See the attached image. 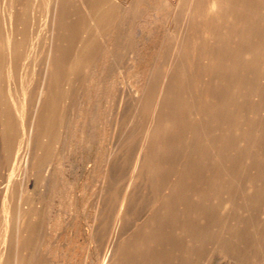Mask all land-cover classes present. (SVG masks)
Here are the masks:
<instances>
[{"label":"bare ground","instance_id":"bare-ground-1","mask_svg":"<svg viewBox=\"0 0 264 264\" xmlns=\"http://www.w3.org/2000/svg\"><path fill=\"white\" fill-rule=\"evenodd\" d=\"M17 1L18 0H2L0 2V72L2 71L3 73L5 71L6 73L4 74H7L6 78L7 76L11 77L14 67H10L9 63H15L19 60L23 48L30 51H38V49H41L44 52L43 62L45 63L44 71L43 67L41 70L43 71V74H41L43 77H41V82L39 81L40 86L36 88L35 101L30 108L31 111L29 110V114L27 113L28 115H25L28 109L24 111L25 101L21 102L22 97L17 98L13 96L15 93H9V91L11 92V87H7L9 91L6 94V98H10L9 100L13 102L14 111L10 113H1V135L5 142H2L4 146L1 145V147L6 146L8 149L7 154H12L13 149L11 150V147L16 148L15 150H17V152H15V150L13 151L16 153L15 158L9 155L12 157V161H16L19 157L22 159L21 156L26 154V157L24 156L25 160H23L24 163L22 164V168L24 172L27 173L33 168L34 170L35 168L40 170L39 167H41L47 157L50 156L51 148H53L52 145H57V143L62 140H68L70 147L77 145L92 147L93 145H97L98 161L95 168V175H98V179L101 181L102 185L94 206L93 222L89 224V234L91 241H93L92 243L95 242V244H97L96 249L98 245L101 244L102 246L101 241L105 239V252L108 251L107 256L104 254L106 257H98L100 259L97 264H191L193 262L192 260L198 257L202 247L204 245L206 246L204 243L205 239L200 237V235L202 236V234L206 232L201 233V231L209 227L212 216L214 217V214L218 211L213 204H209L208 201L212 199H221L224 196L225 198L230 196L228 199H231V201L227 200L229 201L228 203L232 202V205L229 204L231 209L227 207L231 211V215H229L231 221L228 228L229 230L227 231L229 234L226 237L223 236L225 240L222 245L225 244L230 249L238 250L239 245L244 239L243 236L247 231H251V227L254 226L256 220H261L255 218L256 215L254 212L255 206L261 205L262 207L261 201L264 200V197L262 198L263 200L261 199V194L264 193V169L261 170L259 168L263 174H257L255 172H253L255 174H251L249 172L248 175L240 173L242 174L241 176H234L236 179L234 177L235 181L232 179L234 181V186L231 183L233 189L229 191V196L226 195L225 191L214 192L210 195L204 193L199 194L198 192L196 195L197 197L199 195L197 199L200 201V204L195 205L198 203V200H196L197 203L195 202V204L193 203L194 205H192V203H190L191 201L188 203V199L190 198H188L189 196L188 194L186 195V192L189 190L187 188L188 181L194 177L193 175V177L191 176L192 170L199 167L201 165L200 163L203 161L201 160L200 163L198 162L199 160L197 161L198 157L201 158L204 155L202 151L204 153L207 147L216 149L215 147H217L218 140L222 138V136L219 137L222 135L221 130L228 128L227 131H233L236 125L238 128L241 126L234 120L238 119L237 115L236 118L234 117L233 121L231 118L233 117L231 113L234 114L233 108L235 104H239V102L237 103L238 93L236 96V93L233 91V89L236 90L237 86H234L235 88L232 89V84H230V82L234 83L233 80L238 77L235 78L237 75L233 73V69H230L227 70V77L223 76L224 80L221 78V82L218 69L224 72H226L224 68L228 69L226 66L224 67L221 62H228L230 64L231 62L233 64L235 62H237L236 64L239 62L251 63L252 51H258L257 48L260 46L259 45L257 48L254 47L252 50V41L257 24L255 21L257 20V22H259L260 19L262 20L264 18V0H43L44 6L40 11L42 21H40L39 24L41 27L38 25V28L34 21V19L37 18L34 14L35 7L33 3L35 0L32 2V5L31 0H26L25 4H22L23 8L18 6L19 3ZM21 29H23L22 32L20 31ZM19 34H21V36H19ZM261 46L264 47L263 44ZM41 50L40 52H42ZM259 53L263 52L259 51ZM259 53L257 54V60L260 59L258 56ZM262 55L264 56V54ZM115 62H136L132 65L135 78L131 83L132 98L130 103L132 102L133 109L130 108L132 104L129 106V108L134 111L132 118L137 122V125L132 129L133 134L131 133L130 135L129 133V137L133 135L132 138L136 137L135 134L137 135V142L134 148H132L133 153L129 148L131 141L135 142V140L133 139L129 141V143L127 140H123L124 135L118 136V134H116V124L119 123L118 121L120 118L119 110L124 109V105V108H120L118 104L119 110L117 111L113 108V111L116 112L111 111L113 114L109 113L110 110H108L110 96L113 94L114 90L112 87H107L108 84H104L102 77L103 73L106 72L104 71L105 68L109 65L111 67V64L114 66L113 64ZM186 62L193 63L191 64L195 69H193L194 71L197 70L194 62H205L206 69L202 66L204 68L202 70V75H206L205 77L203 76L204 81L201 80L202 83L200 81L202 75H200L201 78H199V80L197 79L201 84L194 85L197 84L194 83L193 86L192 83L190 84L192 79L189 80L188 74H191V76L194 75L193 77L195 78V74L198 72H194L193 74L191 64L187 65L188 63ZM218 63H221L220 66L222 67L219 68ZM236 64H234L235 66L231 65L236 67L238 66ZM199 65L197 66L199 67ZM244 66H247V64ZM188 68L191 71H188ZM204 70L206 71L205 73ZM234 70L235 72L238 71L237 69ZM255 70L257 71V69ZM241 71L242 70L238 72ZM244 72L243 74H245V76L246 73H249V71L246 73ZM104 76L106 77V75ZM81 78L85 79V84L82 87V94H79L82 97L81 100H79L78 110H75L77 113L74 111L76 115L72 119L69 130L68 127L65 128L64 111H66L67 101L74 89H81L80 84H77L79 88L75 87L77 86L76 83H78L77 80ZM23 79L22 77V80ZM241 79L242 77H240L238 81H241ZM195 80H193V82H195ZM248 80L250 81V79ZM244 81L247 82L246 79L240 82H243V86L244 83H246ZM26 83H29V81H26ZM33 83L36 84L35 81ZM221 83H225L227 87L223 88ZM16 84H14V86H19ZM235 84L236 83H234V85ZM28 85H30V83L24 86ZM253 86L254 85H251V88ZM261 88L264 89L262 86H258V89L255 90L258 91L260 89L262 91ZM25 91H27V88ZM248 91L246 90L247 93ZM250 92L249 93L252 94V89ZM240 93L242 94L243 92ZM8 94L10 97H8ZM253 95H255V92ZM253 95L250 96L252 97ZM23 97L25 100L26 97ZM77 97L79 96H76V98ZM240 97H242V101L245 99L243 95ZM247 97H249V95ZM28 99L27 97L26 100ZM101 102H105L104 107L100 105ZM244 102H242L240 106H243ZM101 104L103 105V103ZM121 104L123 103L120 102V105ZM263 104L264 101L262 102V105ZM70 106V108L73 109V105ZM3 107L6 108L5 106ZM118 107L116 109H118ZM262 107L264 108V106ZM242 111L238 110V112L241 113ZM128 113L129 112L126 111L125 114L131 116V114ZM263 114L264 112L262 115ZM125 117L126 116H123L122 118ZM111 118L114 126L111 125L113 127H109ZM128 118L131 119V117ZM189 119H192V122L189 123ZM239 119L237 121H239ZM127 120L129 121V119ZM131 121L133 122L134 120L132 119ZM231 121H235L236 125L232 123L233 126L235 125L234 127L230 124ZM258 122L259 125H261V122ZM122 123L126 124L125 121ZM241 123L240 121V124ZM228 124L233 127L231 128L232 130L229 129L230 125ZM128 125L130 124H127V126ZM227 125L228 127H226ZM246 126L245 123L243 128ZM235 129L237 128L235 127ZM118 130H120V125ZM242 131L243 137V135L246 134H243ZM226 132L223 133V137L225 138L222 140L225 142L226 137H229L227 141L229 144H232L233 140L230 143V136L226 134ZM259 132H256L257 134L254 136L256 137V135H259L258 138L260 139L261 133ZM261 132L264 131L262 130ZM238 133L240 134V128L237 130L236 134ZM261 137L264 138V136ZM233 139L235 140V137H233ZM246 139L243 141H246ZM249 139L252 141V138ZM14 140H16V142H14ZM106 140H109V142H106ZM236 141L235 143L239 145V141ZM261 141L260 139L258 142ZM22 144L25 145L23 149L25 147L26 153H23L25 151L20 149ZM246 144L247 142L245 146ZM228 146L225 145L221 148L225 147L226 149V147L230 148L232 146L230 150H234L233 145H230V147ZM203 147L205 148L204 150ZM246 147L247 149L245 151L248 152L249 146ZM250 148L252 147L250 146ZM19 150L23 153L21 156H18L19 152L21 153ZM60 152V154H56L62 157V151ZM127 152H131L132 157L127 164L128 172L125 176L123 175L124 178L122 179L121 172L124 170L123 165L125 164ZM249 152H252L251 149ZM261 152H264V150ZM208 153L212 154L210 151ZM4 157L6 158V156ZM227 157L229 158V155ZM208 158H210V156H208ZM226 158L224 159L223 157L224 161ZM173 159L177 161L175 169L172 168L171 165ZM19 161L20 160L17 162L19 163ZM195 161H197L196 164L198 163L200 165H196ZM261 161L262 160H260V162ZM209 163H211V160ZM215 163L218 166L217 161ZM47 164L48 163H46V165ZM13 166H15V164H13ZM205 166L207 167V165ZM215 167L213 169L216 170H214V172L217 174L219 170ZM253 167L255 166H251V168ZM13 168L17 169L15 167ZM9 169L10 167L8 171ZM213 169H208V171L213 172ZM220 169H222L221 166ZM251 170L254 171L255 168ZM20 172L21 171L18 173ZM194 173L198 178V174L201 172H198L197 175L196 172ZM10 175L16 177V173H11ZM19 175H17V177H19ZM211 175L215 176L214 174ZM20 177H22V175H20ZM200 177L202 176L200 175ZM206 177H209V174ZM201 180H203V178H201ZM201 180L198 178L199 183H201ZM14 181H11V183L13 182L15 186ZM9 183L10 182L7 184ZM20 184L23 185V183ZM195 184H193V187H195ZM206 184L205 182V185ZM16 186L21 187V185ZM208 186L210 187L211 185ZM8 187L9 186H7V189ZM59 187L57 189H59ZM217 187L218 185L215 188L218 189ZM155 188H157L158 193ZM9 189L6 195L9 194ZM52 189L50 188V190ZM190 189L192 188L190 187ZM153 190L156 191L157 196L154 197V200L150 199L152 202L147 203L149 207L147 205L148 208L146 207V210L142 209L144 212H141V208H138L139 205L136 207V204L142 202V197L143 200L146 201L144 197L147 196L148 192H154ZM209 190L212 189L209 188ZM192 191L193 190H191V192ZM13 192L14 191H11V194ZM17 192L23 193L21 191ZM65 193L66 192H64V194ZM150 193L148 194L149 196H151ZM22 195L20 194V197ZM9 197L11 199L12 196ZM152 197L153 196H151V198ZM259 197L260 199H258ZM69 199H67V201ZM206 199L209 200L206 201ZM257 200H260V202H258L260 203L259 205H257L258 203L256 204ZM10 202L7 204H10ZM71 202L73 203L74 200L72 199ZM71 202L70 204H72ZM114 202L115 204L113 205L112 203ZM5 203L4 201V204ZM140 205L142 204L140 203ZM33 206L30 205L31 208ZM226 206L224 207L226 208ZM111 208H113L112 211ZM225 208L222 209L224 212ZM3 209V213L0 210L3 215V221H0L2 223H0V228H2L1 230L3 233L0 232L2 233L1 239L3 238L4 245L0 248V264H32L36 259V262L39 260L38 256L40 254L43 258L44 254H47V252L48 254H52L50 251H55L53 247L51 248L50 244L44 243L47 240L38 243V241L41 240V238H39L40 230L43 229L42 226L46 223L44 222L46 218L40 214L42 210L39 212L36 211L35 208L33 210L29 208L23 213L21 209H18L17 214L12 217L9 215V209H6V207ZM16 209L17 207L15 210ZM222 210L220 209L219 211ZM110 212L114 214L112 213V215ZM12 213L14 214V212ZM109 215L112 216V223L110 224L112 227L110 229L109 226V230L107 229L108 232H106V228H108V225L106 226V220L111 217ZM216 215H218V213ZM132 221L134 224L132 229H124L123 225L127 222L131 224ZM47 223L48 228L53 230L57 227L59 222L47 221ZM120 227L122 230H120ZM263 228L262 226V228L259 229L263 230ZM198 233H200L199 236ZM248 234L250 233L248 232ZM215 241L216 244L217 242L221 244L223 240L217 241L216 239ZM105 243L103 242V244ZM225 245L223 248L226 247ZM205 246L203 250L206 248ZM68 250L66 252L64 250L65 254L60 251L63 253V255L60 254L62 260H68L69 262L66 261L68 264L87 263L88 250L87 254L85 253V257L83 256L84 259L81 260L77 257L76 251ZM242 251H240L241 253L239 251V253L236 252L237 254H235L234 258L239 264L248 259V256L246 257L247 254L245 255L244 252L242 254ZM55 253L53 254L55 255ZM202 255H204V253H202ZM42 258L38 261L39 264H52L49 258L47 259L44 257L46 260H42ZM55 258L52 260L54 261ZM65 261H63V263H65ZM198 261L202 262L201 259ZM193 263L198 264L197 260ZM53 264H57V262H53Z\"/></svg>","mask_w":264,"mask_h":264},{"label":"rangeland","instance_id":"rangeland-1","mask_svg":"<svg viewBox=\"0 0 264 264\" xmlns=\"http://www.w3.org/2000/svg\"><path fill=\"white\" fill-rule=\"evenodd\" d=\"M2 1V0H1ZM0 1V2H1ZM23 1V2H22ZM25 1L26 0H18L17 2L19 3L18 4V6H20V8H23V5L25 4ZM34 0H31V5H32V2H33ZM20 2H22V3H20ZM24 3V4H23ZM23 4V5H22ZM34 7H35V10H34V14L36 15V17L38 18H35L34 19V21H35V25L37 26V28H38V25L40 24V21H42L41 19H42V16H40V11H41V9H43V6H44V3H43V0H35L34 1ZM30 15V14H29ZM41 17V18H40ZM40 19V20H39ZM39 22V23H38ZM257 24H256V31H255V34H254V36H253V41H252V50L254 49V47H258L259 45L261 46L262 44L264 45V18L261 20H259V22H257V20L255 21ZM40 27H41V25H39ZM39 27V28H40ZM137 29H138V27H137ZM257 29H258V31H257ZM21 32L23 31V29H21L20 30ZM261 31V32H260ZM22 34V33H21ZM21 34H19V36H21ZM261 35V36H259V35ZM263 37V38H262ZM262 42V44H261V42ZM256 46H255V45ZM260 46L258 47L259 49H261L263 46H261V48H260ZM255 48V49H256ZM257 48V50L258 51H255V50H253V51H255V52H253L252 51V54L253 55H255V56H253L252 55V58H251V63L250 62H239L238 64H236L237 62H235L234 64H236V65H238V66H236V67H234L235 65L231 62V64L232 65H234V66H232L230 63H228V62H221L222 63V65L225 67H227L228 69H226V68H224V70H226V72H224V71H220V69H218V72L221 74H219V78H220V80H221V78H223V76H225V77H227V75L228 74H226L227 73V70H230V69H233V73L235 74V75H237L235 78H237V79H234L233 81H234V83H236L235 85H234V83L233 82H230V84H232V89L233 88H235L236 86H237V88H236V90L235 89H233V91L236 93V96H237V93H238V101H237V103L239 102V104H235V106H234V108H233V111H234V114L233 113H231L232 115H233V117H231L232 118V121H233V119H234V117L236 118V115H237V118L239 119V121H237L236 119H234L235 121H236V123L237 124H239V125H241V126H239V128H240V134L238 133V134H236V132H237V130L239 129L238 127H237V125H236V123H235V121L234 122H232L231 121V125H232V123L233 124H235L234 126L237 128V129H235V127H234V129H233V131H227V129L228 128H225L224 130H221V133H222V135H220L219 137H221L222 136V138H220L219 140H218V144H217V147H215L216 149H210V148H204L203 147V150L205 149V152L203 153V151H202V154H204L201 158H197V161L200 163L201 162V160H203L200 164H196V162L197 161H195V164L196 165H200V166H202V167H196V168H194L193 170H192V174H191V176L193 177V179L191 178V180H189L188 182V184H187V188L189 189H187L188 191V193L186 192V195L188 194V198H190V199H188L189 201H188V203L190 202V203H192V205H194L195 204V202H196V200H198L197 198L199 197V195H198V197H197V195L196 194H198V192H199V194L201 193V194H212V193H214V192H222V191H225L226 192V195L227 196H229V194H230V192L229 191H231L232 189H233V186H234V178L236 179V177H238V176H241L242 174H246V175H248L249 174V172L251 173V174H255V173H259V174H263V172L261 171L262 169H264V155H263V153L264 152H261V151H263L264 150V148H263V144H264V142H263V140H264V138L263 137H261V136H264V132H261L262 130L264 131V125H262V124H264V114L262 115V113L264 112V108L262 107V106H264V104L262 105V102L264 101L263 99H264V89H262V91L259 89L258 91L257 90H255V89H258V86H262L263 88H264V83H262V82H264V77H263V75H264V58H262V57H264L262 54H264V47L261 49V50H259ZM27 50L28 49H22L21 50V53H20V56L21 57H19V60L17 61V62H13V63H9L10 64V67H14V70L12 71V74H11V77H8L7 76V78H6V75L7 74H4V73H6L5 71L2 73V71L0 72V91H1V93H0V110H1V112H0V125L2 126V121H1V113L2 112H13L14 111V104H13V102L11 101V100H9L10 98H6V94H7V92L9 91V88H7L8 86H10L11 87V92L9 91V93H15V94H13V96H16L17 98H21L22 97V99H21V102H24V111L25 110H27V112H25V115H28L29 114V112L31 111L30 110V108L33 106L32 104H33V102L35 101L34 100V98H35V96H36V92H37V89L36 88H38V86H40V82H41V77H43V75H41V74H43V71H44V63L45 62H43V54H44V52L42 53V52H40V50L38 49V51L36 50H32V51H30V50H28V52H27ZM259 51L261 52H263V53H259ZM38 52V53H37ZM23 53H24V55H23ZM259 53V57H260V59L259 60H257V54ZM42 54V55H41ZM27 55V56H26ZM29 55H30V57H29ZM31 56H32V59H34V60H32L31 59ZM262 56V57H261ZM34 57V58H33ZM23 58V59H22ZM256 58V59H255ZM25 59V60H24ZM27 59H28V61H27ZM36 59H38V60H36ZM263 59V60H262ZM21 60H22V62H21ZM257 60V61H256ZM25 61V62H24ZM33 61V62H32ZM116 63V64H115ZM113 65L114 66H112V64H111V67H110V65L107 67V68H105V70L104 71H106L105 73H103V82H104V84L105 85H107V87H112V89L114 90V92H113V94H111V96H110V101H109V108H108V110H110L109 111V113H112L113 114V112H115V111H117V110H119V107H118V104H119V106H120V108L121 107H123V105H124V109H125V111H124V109H120L121 110V112H120V110H119V123L118 124H116V127L119 129V125H120V130H118L117 128H116V134H118V136H122V135H124V137H123V140H127L128 142L129 141H131V140H135V142L134 141H131V143H130V151L133 153V149L132 148H134V146H135V143L137 142V135L135 134V138H132V136L131 137H129V133H130V135H131V133L133 132V130L132 129H134V127H135V125H137V122L135 121V119L134 118H132V116L134 115V111L132 110L133 109V104H132V102L130 103V101H131V96H132V81H133V79L135 78V72H134V70L132 69V65H133V63H136V62H115ZM186 63H188V62H186ZM192 62H189L187 65H190ZM196 63V64H195ZM221 63L219 64V68L220 67H222V66H220L221 65ZM193 64V63H192ZM192 64H191V66H192ZM200 64V65H199ZM226 64V65H225ZM247 64V66H244V65H246ZM249 64V65H248ZM12 65V66H11ZM37 65V66H36ZM194 65H195V68L197 69L196 71H194L195 69H194V67L192 68L191 66H188V67H191V69H192V72H193V74H194V72L196 73V72H198V73H196L195 74V78L193 77V76H191V74L189 75L188 74V78H189V80L190 79H192L191 81H190V84L192 83V86H193V84L194 83H197V84H194V85H199V84H201L202 83V81H204V77L206 76V75H202V70L206 67V65H205V62H194ZM197 65H199V67L197 66ZM16 66V67H15ZM200 66H201V68H200ZM202 66H204V68L202 67ZM240 66V67H239ZM245 68H244V67ZM254 66V67H253ZM27 67V68H26ZM42 67H43V71H41L42 70ZM258 67V68H257ZM23 68V69H22ZM119 68V69H118ZM241 68V69H240ZM107 69V70H106ZM194 69V70H193ZM201 69V70H200ZM206 69V68H205ZM234 69H237L238 71H240V70H242L241 72H235V70ZM255 69H257V71L255 70ZM222 70V69H221ZM15 71V72H14ZM32 71V72H31ZM41 71V72H40ZM115 71V72H114ZM188 71H191L189 68H188ZM245 71V72H244ZM249 71V73H246V72H248ZM36 72V73H35ZM119 72H120V74H119ZM192 72H190V73H192ZM206 71L204 70V73H205ZM243 72L244 73H246V76H245V74H243ZM256 73V74H255ZM5 76V78H4V76ZM37 74V75H36ZM114 74V75H113ZM104 75H106V77L104 76ZM198 75V76H197ZM200 75H202V78L200 77ZM239 75V76H238ZM241 75V76H240ZM28 76V77H27ZM36 76V77H35ZM107 76H109V77H107ZM204 76V77H203ZM244 76V77H243ZM22 77L25 79H23L24 80V82H23V80H22ZM192 77V78H191ZM198 77V78H197ZM240 77H242V79L244 78V79H246L247 80V82L246 81H244V82H246V83H244V86H243V82L242 83H240L241 81H243L242 79H241V81H238L239 79H240ZM262 77V78H261ZM16 78H17V80H16ZM35 78V79H34ZM85 78V77H84ZM84 78H81V79H78L77 80V82L78 83H76V85L77 84H80V86H81V89L78 87L79 85H77V86H75V87H78L79 89H74V91L72 92V95L71 96H73V97H71L70 96V98L68 99V101H67V105H66V108H65V110L66 111H64V123H65V125H66V127L65 128H69V130H70V127H71V124H72V119H73V117H75V115H76V111L75 110H78V106H79V100H81V95H79V94H82L81 92L83 91V85L85 84L84 83ZM105 78H106V80H108V81H106L105 80ZM108 78H110V79H108ZM120 78V79H119ZM127 78V79H126ZM129 78V79H128ZM199 78H201L200 79V81H201V83H200V81H198L199 80ZM3 79V80H2ZM40 79V80H39ZM82 79H83V81H82ZM197 81H196V80ZM248 79H250V81L248 80ZM21 80H22V82H21ZM127 80V81H126ZM193 80H195V82H193ZM222 80H224V78L222 79ZM222 80H221V82H222ZM3 81V82H2ZM17 81H18V83H17ZM26 81L28 82L29 81V83H30V85H28V86H24V85H26V84H29V83H26ZM36 82V84L35 83H33V82ZM40 81V82H39ZM130 81V82H129ZM236 81V82H235ZM248 81H249V83H248ZM38 82H39V84H38ZM6 83V84H5ZM17 83V84H16ZM110 83V84H109ZM113 83V84H112ZM121 83V84H120ZM129 83H130V85H129ZM251 83V84H250ZM5 84V85H4ZM12 84V85H11ZM14 84H16V85H19V86H14ZM22 84V85H21ZM24 84V85H23ZM34 84V85H33ZM223 84H225V83H223ZM222 83H221V85H222V87L223 88H225V87H227L226 86V84L225 85H223ZM242 84V85H241ZM247 84V85H246ZM3 85H4V87H3ZM114 85V86H113ZM245 85H246V87H245ZM251 85H254L252 88H251ZM23 86H24V88L26 87L27 88V91H25L26 90V88L24 89L23 88ZM230 86V85H229ZM235 86V87H234ZM241 88H243V89H241ZM250 86V87H249ZM257 86V87H256ZM4 88V89H3ZM15 88V89H14ZM22 88V89H21ZM240 88V89H239ZM14 89V90H13ZM19 89V90H18ZM36 89V90H35ZM241 90V91H239V90ZM251 89H252V94H250L251 92ZM112 90V91H113ZM246 90L248 91V90H250V91H248V93L246 92ZM3 91V92H2ZM15 91V92H14ZM22 91V92H21ZM239 91V92H238ZM262 93H261V92ZM5 92V93H4ZM20 92V93H19ZM240 92H243L242 94L240 93ZM246 92V93H245ZM255 92V95H253V93ZM260 92V93H259ZM16 93H17V95H16ZM26 94V95H24V94ZM245 93V94H244ZM22 94H23V96H25L26 98H25V100H24V97L22 96ZM249 95V97H247L248 95ZM257 94V95H256ZM261 94V95H260ZM20 95V96H19ZM32 95V96H31ZM244 96L243 98H245L244 100H245V102H244V100L242 101V97H240V96ZM250 95H253L252 97H254V98H252ZM76 96H79V97H77L76 98ZM260 96H262V97H260ZM8 97H10V95L8 94ZM27 97L29 98L28 100H26L27 99ZM122 97H123V99H122ZM76 98V99H75ZM121 98V99H120ZM241 98V99H240ZM32 99V100H31ZM261 99V100H260ZM3 102H2V101ZM9 100V101H8ZM75 100H78V101H75ZM118 100H121V101H118ZM123 100V101H122ZM73 101V102H72ZM29 102V103H28ZM32 102V103H31ZM120 102L121 103H123V104H121L120 105ZM242 102H244L243 103V106H240L241 104H242ZM3 103V104H2ZM5 103V104H4ZM101 103H103V105L101 104ZM100 103V105L102 106V107H104L105 105H104V103L105 102H101ZM28 104V105H27ZM132 104V106H130ZM260 104V105H259ZM70 105H73L72 106V108L74 109H71L70 107ZM115 105H117V106H115ZM262 105V106H261ZM3 106H5L6 108H4ZM129 106H130V108H132V109H130L129 108ZM240 106V107H239ZM118 107V109H116ZM238 107V108H237ZM245 107V108H244ZM113 108L115 109V111H113ZM72 111H71V110ZM30 110V111H29ZM238 110H243L242 111V113L241 112H238ZM262 110H263V112H262ZM74 111L76 112V113H74ZM111 111H113V112H111ZM124 111V112H123ZM126 111H128L130 114H131V116L129 115H126L125 113H126ZM131 111V112H130ZM236 111H237V113H236ZM245 111V112H244ZM123 112V113H122ZM132 112H133V114H132ZM244 112V113H243ZM28 113V114H27ZM116 113V112H115ZM128 113V114H129ZM236 113V114H235ZM241 113V114H240ZM122 114H123V116H126L125 118H127V119H129V121L127 120V119H125V118H122L123 116H122ZM125 114V115H124ZM231 115V116H232ZM235 115V116H234ZM112 116V115H111ZM128 117H131V119L130 118H128ZM263 117V118H262ZM110 118V117H109ZM122 118V119H121ZM191 118V117H190ZM243 118V119H242ZM244 118H245V121H244ZM256 118H257V120H256ZM125 119V120H124ZM134 120L133 122L131 121V120ZM122 120V121H121ZM190 120V119H189ZM247 120H250V121H247ZM263 120V121H262ZM126 122V124L125 123H122V122ZM240 121L243 123H241L240 124ZM251 121H252V123H254V124H252L251 123ZM258 121H260L261 122V125H259V122ZM135 122V123H134ZM190 122H192V119L189 121V123ZM245 123H246V127L248 128H243L244 126H245ZM258 123V124H257ZM113 125V123H112V118H111V120H110V123H109V127H113L112 125ZM127 124H130V125H128L127 126ZM230 124H228V125H230ZM118 125V126H117ZM122 125V126H121ZM228 125L226 126V127H228ZM230 125V126H231ZM250 125H252V126H250ZM1 126H0V143H5L4 142V139H3V137H2V135H1ZM130 126V127H129ZM229 126V129H231V128H233L232 126L230 127ZM250 126V127H249ZM241 127H242V129H241ZM127 128V129H126ZM244 129V130H243ZM250 130V131H247V130ZM127 130V131H126ZM232 130V129H231ZM235 130V131H234ZM243 130V131H242ZM258 133L259 131V133H261L260 134V139L262 140L261 142L263 143H261V142H258V141H260V139L258 138V136L259 135H256V137L254 136L255 134H257L255 131ZM257 130H259V131H257ZM120 131V132H119ZM128 131H130V132H128ZM227 131V132H226ZM241 131L243 132V134H246V135H243V137H242V133H241ZM246 131V132H245ZM252 131V132H251ZM255 132V134H254V132ZM224 132H226V134H228L229 136H230V139H229V141H230V143H231V141H232V144H229L228 143V138L229 137H226V141L224 142V140H222V139H224L225 137H223V133ZM232 132H234V133H232ZM120 133H121V135H120ZM123 133V134H122ZM133 134V133H132ZM263 134V135H262ZM228 135H226V136H228ZM241 135V136H240ZM247 136H250V137H247V139H246V137ZM233 137H235V140L233 139ZM245 137V138H244ZM249 138H252V141H250L251 139H249ZM244 139H246V141H243ZM259 139V140H258ZM237 140V141H236ZM223 141V142H222ZM235 141L236 142H238L239 141V145L237 144V143H235ZM254 141H256V142H254ZM14 142H16V140H14ZM106 142H109V140H106ZM132 142H133V144H132ZM247 142V144H246V146H249L248 147V149L249 150H247L248 152H246L245 150L247 149V147L245 146V143ZM258 142V143H257ZM0 144V210L2 211H4V207H6V209H9L10 211H8L9 212V215L10 216H14L15 214H17V210L18 209H21L22 210V212L23 213H25L29 208H30V210H33L34 208L36 209V211H41L42 210V212H40V214L44 217V218H46L45 220H44V222H46V223H44L43 224V226H42V228L43 229H41L40 230V233H39V238H41V240H39L38 241V243L40 242H44V240H47V241H45L44 243H48V244H50V246H51V248L53 247V249H55V251H50V252H52V254H48V252H47V254H44V256H43V258L41 257L42 255L40 254L38 257H39V260L42 258V260H44L45 258H49V260H50V263H52L53 264V262L54 263H56L57 262V264H68L66 261H68V260H62V256L61 255H63V253L65 254V252L69 249V250H72V251H76V254H77V257L78 258H80V260L81 259H84V257H85V253L87 254V250H88V258H87V263L86 264H97V262H98V260L100 259V258H103V257H106L107 255H108V251L107 252H105V250H106V243H105V239H103V241H101V243H102V246H101V244L100 245H98L97 246V249H96V245L97 244H95V242L94 243H92L93 241H91V238H90V234H89V224L90 223H92L93 222V211H94V206H95V202H96V200H97V198H98V195L100 194V188H101V181L98 179L99 177H98V175L96 174L95 175V168H96V165H97V161H98V156H97V154H98V148H97V145H93L92 147H83V146H80V145H77V146H72V147H70V144H69V141L68 140H66V141H60V142H58L57 143V145H55V144H53L52 145V147L53 148H51V153L49 154L50 156H48L47 157V159L45 160V162H44V164L41 166V167H39L40 168V170L38 169V168H35V170H34V168L33 169H30L27 173H25L24 172V170H23V168H22V164L24 163V161L23 160H25V157H26V154L25 155H22L23 153H26V149H25V147H24V149H23V146H25L24 144H22V147L20 148V149H22V151H25V152H23L22 153V151L21 150H19V151H21V153L19 152V155L18 156H25L24 158L21 156V158L22 159H20V157L18 158V159H16V161L15 160H13L12 161V157H14L15 158V156H16V153L15 152H17V150H15L16 148H14V147H11L10 149L12 150V154L11 153H8L7 154V152H8V149L6 148V146L5 147H3L4 146V144ZM227 143V144H226ZM249 143H250V145H249ZM257 143V144H256ZM260 143V144H259ZM133 146H132V145ZM221 144H222V146H221ZM224 144V145H223ZM236 146H235V145ZM258 144H259V146H258ZM1 145H3L2 147H1ZM12 145H15V144H12ZM228 146V147H230V145H233V149L235 150V152H234V150H230V148L232 149V146L230 147V148H227L226 147V149H225V147L224 148H221V147H223V146ZM243 146H245V147H243ZM250 146L254 149H252V148H250ZM262 146V147H261ZM55 147V148H54ZM82 147V148H81ZM219 147V148H218ZM259 147H261V148H263V149H261V148H259ZM75 148V149H74ZM217 148H218V150H217ZM240 148V149H239ZM245 148V149H244ZM70 149V150H69ZM210 152H212V154H210V153H208L209 151ZM220 149H222L223 151H224V153H223V151L222 150H220ZM230 151H229V150ZM250 149H251V151L252 152H249L250 151ZM15 150V152H13ZM53 150V151H52ZM62 151V157H61V155H59L61 152L60 151ZM208 152H207V151ZM64 151V152H63ZM68 151V152H67ZM215 151H216V153H215ZM227 151V152H226ZM231 151H233V152H231ZM1 152H2V154L4 155V156H6V158L1 154ZM60 152V153H59ZM129 153V152H127V155H126V160H125V164L123 165V171L121 172V174H122V179L124 178L123 177V175L125 176L126 174H127V169H128V166H127V164H128V162H130V158L132 157V153ZM220 152V153H219ZM255 152V153H254ZM56 153H59L58 155L56 154ZM219 153V154H218ZM222 153V154H221ZM236 155H235V154ZM242 153V154H241ZM254 153V154H253ZM14 154V155H13ZM213 154H215V155H213ZM239 154V155H238ZM8 155V156H7ZM9 155H11V156H9ZM64 155V156H63ZM81 155V156H80ZM212 155V156H211ZM229 155V158L227 157ZM261 155V156H260ZM58 156V157H57ZM208 156H210V158H208ZM227 158H226V157ZM240 156V157H239ZM242 156V157H241ZM258 156H260V157H258ZM10 157V158H9ZM56 157V158H55ZM66 157V158H65ZM204 157V158H203ZM223 157H224V159L226 158V160L224 161V159H223ZM230 157H232V158H230ZM234 157V158H233ZM238 157H239V159H238ZM75 158V159H74ZM219 158H221V159H219ZM11 159V160H10ZM48 159H49V162H48ZM52 161H51V160ZM53 159H54V162H53ZM60 159V160H59ZM216 160L217 161V164H218V166L216 165V161H214V160ZM232 159V160H231ZM252 159H254V160H252ZM18 160H20L19 161V163L17 162ZM211 160V163H212V160H213V163L211 164V163H209V161ZM218 160H220V161H218ZM236 160V161H235ZM259 160V161H258ZM260 160H262L261 162H260ZM11 161V162H10ZM23 161V162H22ZM47 161V162H46ZM175 161V162H174ZM208 161V162H207ZM228 161H232V162H228ZM238 161V162H237ZM53 162V163H52ZM63 162V163H62ZM221 164H224V165H221ZM235 163V165H234V163ZM254 162V163H253ZM258 162V163H257ZM261 164H260V163ZM11 163H13V164H15V166H13V164H11ZM18 163V164H17ZM46 163H48L47 165H46ZM171 165H172V168H174L175 169V167L177 166V161L175 160V159H173L172 161H171ZM215 163V164H214ZM232 163V164H231ZM254 165H253V164ZM5 164H6V166L8 167H10V169H11V172H10V169H9V171H8V168L5 166ZM11 164V165H10ZM16 164H17V167H16ZM65 164V165H64ZM220 164V165H219ZM227 164V165H226ZM46 165V166H45ZM195 165V166H196ZM205 165H207V167L205 166ZM215 165H216V167H215ZM233 165V166H232ZM263 166V167H261V166ZM70 166V167H69ZM205 166V167H204ZM220 166L222 167V169H220ZM251 166H255V167H253V168H251ZM257 166H259V167H257ZM13 167H15V168H17V169H14ZM44 167V168H43ZM67 167V168H66ZM92 167H94V168H92ZM218 168L217 170H219V171H217V174L214 172V170L215 169H213V168ZM21 168V169H20ZM48 168V169H47ZM209 170H212L213 169V172H211V171H208V169ZM255 168V170L254 171H252L251 169H254ZM258 168V169H257ZM261 170H260V169ZM5 169V170H4ZM38 169V170H37ZM60 169V170H59ZM203 169V170H202ZM233 169V170H232ZM2 170V171H1ZM48 170V171H47ZM251 170V171H250ZM14 173H13V172ZM19 171H21L20 173H22V174H20V173H18ZM46 171V172H45ZM50 171V172H49ZM60 171H62V172H60ZM125 171V172H124ZM204 171V172H203ZM216 171V170H215ZM264 171V170H263ZM38 172V173H37ZM59 172H60V174H59ZM194 172H196V175L198 174V172L200 173V174H198V178L201 180V178H203V180H201V183H199V181H198V178H197V176H195V173ZM219 172V173H218ZM246 172V173H245ZM253 172H255V173H253ZM15 174L16 173V177H14V175H10V174ZM26 174V175H24V174ZM204 173H205V175H204ZM207 173V174H206ZM240 173H242V174H240ZM22 175V177H20V175ZM61 174H64V175H61ZM203 174V175H202ZM208 174H209V177H206V176H208ZM211 174H214L215 176H212ZM17 175H19V177H17ZM46 175V176H45ZM49 175V176H48ZM91 175H92V177H91ZM200 175L202 176V177H200ZM264 175V174H263ZM3 176V177H2ZM13 177V179H12V177ZM23 176H24V178H23ZM51 176V177H50ZM53 176V177H52ZM190 176V177H191ZM218 176V177H217ZM234 176H236V177H234ZM244 176V175H243ZM64 177V178H63ZM95 177V178H94ZM234 177V178H233ZM9 178V179H8ZM23 178V179H22ZM62 178V179H61ZM70 178V179H69ZM94 178V179H93ZM197 178V179H196ZM34 179V180H33ZM41 179V180H40ZM97 179V180H96ZM234 181H233V180ZM3 180V181H2ZM10 180V181H9ZM15 180V181H14ZM18 180V181H17ZM25 180H26V182H25ZM53 180H55V181H53ZM196 180V181H195ZM2 181V182H1ZM11 181H14V183H15V186H14V184H13V182L11 183ZM63 181V182H62ZM69 181H70V183H69ZM72 181V182H71ZM207 183L206 185L208 186V185H211L210 187L208 186H206L205 185V182ZM220 181V182H219ZM233 181V182H232ZM8 182H10L9 184L11 185H9V184H7ZM26 184H25V183ZM52 182H54V183H52ZM57 182V183H56ZM195 182H196V184H195ZM222 182V183H221ZM4 183V184H3ZM20 183H23V185L22 184H20ZM40 183V184H39ZM55 183H56V185H55ZM192 183V184H191ZM204 184V187H203V184ZM233 184V186H231L232 184ZM38 184V185H37ZM49 184V185H48ZM60 185V187H59V185ZM71 186H70V185ZM193 184H195L194 186L195 187H193ZM16 185H21V187H24V188H21L20 186H16ZM52 185V186H51ZM58 185V186H57ZM218 185V189H216L215 187ZM7 186H9L8 187V189H9V194H7L6 195V193H8V189H7ZM30 186H32V187H30ZM46 186V187H45ZM55 186V187H54ZM73 186V187H72ZM215 186V187H214ZM38 187V188H37ZM44 187V188H43ZM52 187H53V189H52ZM59 187V189H57ZM70 187H71V189H70ZM190 187L192 188V189H190ZM222 187V188H221ZM17 188H19V189H17ZM40 188V189H39ZM43 188V189H42ZM50 188L52 189V190H50ZM209 188L210 189H212V190H209ZM5 190V191H3V190ZM7 189V190H6ZM12 189V190H11ZM17 189V190H16ZM28 189V190H27ZM56 189V190H55ZM85 189V190H84ZM221 189V190H220ZM2 190V191H1ZM14 191L12 194H11V191ZM26 190V191H25ZM119 190H121V189H119ZM155 190L157 191V193H158V190H157V188H155ZM155 190H153L154 192H152V191H150V192H148V194L150 193V195L151 196H153L152 198H151V196H149L148 194H147V196H145L144 198H145V200L146 201H144L143 200V197H142V199H141V201L143 202H137L138 204H136V207L139 205V209L141 208V212H144L143 210H146L148 207H149V204H147V203H151L152 202V200H150V199H155L154 197H156L157 196V193H156V191ZM191 190H193L192 192H191ZM194 190H197V191H194ZM214 190V191H213ZM17 191H21V192H23V193H19V192H17ZM207 191V192H206ZM40 192V193H39ZM55 192V193H54ZM64 192H66L65 194H64ZM196 192V193H195ZM47 193V194H46ZM57 193V194H56ZM190 193V194H189ZM193 194V196L194 195H196V196H192V194ZM195 193V194H194ZM229 193V194H228ZM11 194V195H10ZM20 194L22 195L21 197H20ZM28 194V195H27ZM31 194V195H30ZM3 195V196H2ZM13 195H14V197H13ZM19 195V196H18ZM262 195V197H261V199L264 197L263 195H264V193H262L261 194ZM260 195V196H261ZM7 198H6V197ZM9 196H12L11 197V199H10V197ZM24 196V197H23ZM46 196V197H45ZM66 196H69V197H66ZM150 198H149V197ZM205 196V195H204ZM206 196H208V195H206ZM48 197V198H47ZM187 197V196H186ZM192 197H193V199H194V201H193V199H192ZM7 200H6V199ZM13 198V199H12ZM33 198V199H32ZM37 198V199H36ZM74 200V202L72 203L71 202V200ZM96 198V199H95ZM208 198V197H207ZM210 198H212V197H210ZM228 198H230V196L228 197ZM227 197L225 198V196L223 197V198H219V199H212V200H210V201H208V203L209 204H213V206L218 210L217 212H216V214L218 213V215H216V214H214L215 216L213 217L212 216V219L210 220V225H209V227L207 228H204L205 230L202 232L201 231V233H204V232H206V233H204V234H202V236L200 235V233H198V236L200 235V237L203 239H205V241H204V243L206 244V248L203 250V247H202V249H201V251H200V253H199V255L201 256L202 255V253H204V255H202L201 257H203V258H201L199 255H198V257L196 258V259H193L192 261L193 262H196V260H197V262H198V264H239V263H237V261H236V259H234L235 258V254H237L236 252H240V251H242V254H243V252H244V254L246 255V257L248 258V259H246L244 262H242L243 264H264V228H263V230H260L259 228H262V226L264 227V206H263V204H264V198L262 199L263 201H261L262 203V207H261V205H259L260 203H258V202H260V200H257V202H256V204L257 205H259V206H255V212H254V214L256 215L255 216V218H257L258 220L259 219H261L260 221L262 222H260V221H255V223H254V226L253 227H251V231H247V233L243 236L244 237V239L242 240V243L239 245V249L237 250V249H230V248H228L225 244V246L227 247H225V248H223L224 247V245H222L223 243H224V240H225V237L229 234L227 231L229 230L228 228H229V224H230V221H231V219H230V216L229 215H231L230 213H231V211L229 210V209H231L230 207V205L229 204H231L232 205V202L231 203H228L229 201H231V199L229 200ZM28 199V200H27ZM46 199H48V200H46ZM67 199H69L68 201H69V203H68V201H67ZM192 199V200H191ZM201 199H202V197H201ZM200 199V200H201ZM226 199V200H225ZM229 201H228V200ZM258 199H260V197L258 198ZM11 200H13V201H10ZM37 200V201H36ZM42 200V201H41ZM44 200V201H43ZM50 200H51V202H50ZM207 200H209V199H206V201ZM4 201L6 202L5 204H4ZM16 201V202H15ZM18 201V202H17ZM29 201V202H28ZM193 201V202H192ZM220 201V202H219ZM224 201H226V202H224ZM3 202V203H2ZM10 202V204H11V206H10V204H7V203H9ZM70 202L72 203V204H70ZM198 202V203H197ZM196 203L197 204H195V205H198V204H200L199 202V200L197 201ZM20 205H19V204ZM37 203V204H36ZM48 203V204H47ZM86 203V204H85ZM94 203V204H93ZM140 203L142 204V205H140ZM194 203V204H193ZM7 204V205H6ZM60 204H61V206H60ZM90 204V205H89ZM113 205L115 204V202L114 203H112ZM219 204V205H218ZM6 205V206H5ZM30 205L31 206H33L32 208L30 207ZM48 205V206H47ZM71 205V206H70ZM147 205H148V207H147ZM222 205V206H221ZM226 205H228V206H226ZM3 206V207H2ZM7 206H9V207H7ZM14 207V209H13V207ZM17 207V209L15 210V208ZM42 206H43V209H42ZM52 206V207H51ZM90 206V207H89ZM219 206H221V207H219ZM224 206H226V208L224 207ZM12 207V208H11ZM85 207V208H84ZM143 207V208H142ZM147 207V208H146ZM229 209H228V208ZM25 208V209H24ZM50 208V209H49ZM64 208V209H63ZM225 208V212H224V210H222V209H224ZM138 209V210H139ZM143 209V210H142ZM222 210L223 212H224V214H223V212L222 211H219V210ZM113 210V208H111V211ZM226 210H228L229 211V213H228V211H226ZM1 211H0V218L2 219L3 218V215L1 214ZM3 211H2V213H3ZM54 211V212H53ZM139 211V212H140ZM259 213H258V212ZM12 212H14V214L12 213ZM46 212V213H45ZM12 213V214H11ZM111 214L113 213V212H110ZM109 213V214H110ZM226 213V214H225ZM228 213V214H227ZM48 214V215H47ZM71 214V215H70ZM114 214V213H113ZM112 214V215H113ZM223 214V215H222ZM258 214H260V215H258ZM46 215H47V217H46ZM65 215V216H64ZM225 215H228V216H225ZM59 216V217H58ZM109 216H111V215H109ZM261 216V217H260ZM0 219V221H3V219L1 220ZM48 219V220H47ZM109 219H111V220H109ZM227 219V220H226ZM50 220H52V221H50ZM109 220V221H108ZM226 220V221H225ZM263 220V221H262ZM47 221L48 222H54V221H58L59 223H58V225H57V227L56 228H54L53 230L50 228H48V226H47ZM65 221V222H64ZM107 222H108V224H107ZM110 222V223H109ZM214 222V223H213ZM216 222V223H215ZM228 222V223H227ZM1 223V222H0ZM65 223V224H64ZM112 223V216L110 217V218H108L107 220H106V226L108 227V228H106V232H108V230H109V226H110V229H111V227H112V225H110ZM2 224V223H1ZM131 224H133V221H132V223ZM131 224H129L128 222L127 223H125L124 225H123V227H124V229H126V230H130V229H132V227L134 226V224L133 225H131ZM218 224V225H217ZM46 227H45V226ZM131 225V226H130ZM210 226H211V228H210ZM217 226V227H216ZM0 227H1V225H0ZM122 227V226H121ZM120 227V228H121ZM127 227V228H126ZM259 227V228H258ZM210 228V229H209ZM2 228H0V231L2 232V230H1ZM108 229V230H107ZM44 230V231H43ZM120 230H122V228L120 229ZM207 230H208V232H207ZM222 230V231H221ZM42 231V232H41ZM0 232V233H1ZM222 232V233H221ZM248 232L250 233V234H248ZM3 233V232H2ZM2 233L0 234L1 236H0V248H2V246L4 245L3 243V238L1 239V237H2ZM55 233H57V234H55ZM216 233H218V234H216ZM220 233V234H219ZM55 234V235H54ZM223 234V235H222ZM257 235V236H255V235ZM219 235V236H218ZM222 235V236H221ZM217 236H218V238H217ZM221 236V237H220ZM223 236H225V237H223ZM56 237V238H55ZM223 237V238H222ZM42 238H44V239H42ZM46 238V239H45ZM209 239V240H208ZM217 239V241H222V243L220 244V242L218 243L217 242V244H216V240ZM222 239V240H221ZM43 240V241H42ZM247 240V241H246ZM64 242V243H63ZM103 242L105 243V244H103ZM208 244V245H207ZM210 244V245H209ZM220 244V245H219ZM243 244V245H242ZM251 244V245H250ZM212 245H213V248H212ZM222 245V246H221ZM246 245V246H245ZM250 245V246H249ZM214 246H216V247H214ZM89 247V248H88ZM93 247V248H92ZM102 247V248H101ZM241 247V248H240ZM250 247V248H249ZM103 248H105V249H103ZM253 248V249H252ZM258 248H260V249H258ZM99 249H100V251H99ZM221 249V250H220ZM64 250H65V252H64ZM68 250V251H69ZM103 250H104V252H103ZM217 250V251H216ZM57 251V252H56ZM60 251H62V252H60ZM102 251V252H101ZM234 253H233V252ZM56 252V253H55ZM209 252V253H208ZM238 252V253H239ZM53 253H55V255L53 254ZM100 253H103V254H100ZM241 253V252H240ZM61 254V255H60ZM106 256H105V255ZM207 254V255H206ZM49 255V256H48ZM51 255V256H50ZM52 255H54V256H52ZM59 255H60V257H59ZM102 255H104V256H102ZM227 255V256H226ZM47 256V257H46ZM84 256V257H83ZM97 256V257H96ZM100 256V258H98ZM102 256V257H101ZM226 256V257H225ZM228 256H230V257H228ZM45 257V258H44ZM52 257V258H51ZM56 257V258H55ZM58 257V258H57ZM259 257V258H258ZM53 258H55L54 259V261L52 260ZM61 258V259H60ZM98 258V259H97ZM229 258V259H228ZM258 258V259H257ZM56 259H58V260H56ZM201 259V261L202 262H199L198 260H200ZM259 261V263H258V261ZM37 260V259H36ZM36 260L35 261H33L32 262V264H36V263H38V261L36 262ZM46 260V259H45ZM48 260V261H49ZM62 260V261H61ZM97 260V261H96ZM52 261V262H51ZM63 261H65V263H63ZM252 261V262H251ZM254 261V262H253ZM35 262V263H34ZM69 262V261H68ZM191 263V264H195V263ZM236 262V263H235ZM256 262V263H255ZM242 263H240V264H242ZM27 264V263H26ZM39 264V263H38ZM70 264H72V263H70ZM197 264V263H196Z\"/></svg>","mask_w":264,"mask_h":264}]
</instances>
